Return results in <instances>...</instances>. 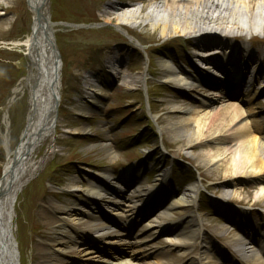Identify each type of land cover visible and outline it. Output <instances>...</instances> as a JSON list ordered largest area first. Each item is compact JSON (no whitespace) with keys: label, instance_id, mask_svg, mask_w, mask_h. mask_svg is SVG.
I'll list each match as a JSON object with an SVG mask.
<instances>
[{"label":"rangeland","instance_id":"rangeland-1","mask_svg":"<svg viewBox=\"0 0 264 264\" xmlns=\"http://www.w3.org/2000/svg\"><path fill=\"white\" fill-rule=\"evenodd\" d=\"M115 1H130L134 5L145 0H48L47 10L55 26V42L62 64L60 102L54 143L46 142L39 150L37 161L44 156L43 164L18 194L14 205L20 264H35L31 258L32 246L39 242L48 244L54 237L53 231L45 225L42 215L45 207L57 208L55 218L64 224L72 212H62L67 201L81 203L88 200L91 205L86 208L94 214L98 212L100 202L83 192L89 185L112 197L119 190L130 196L132 191L140 192L148 186L159 187V176L168 171L170 190L176 189L177 193L202 181L198 207L208 218V226L220 228L223 224L219 219H226L212 201L216 195L212 193L211 180L215 178L201 177V173L208 172L198 167L194 159L198 150H190L161 132L168 123L181 119L180 115L170 113L174 97L186 99L196 97V93L181 95L173 84L164 83L159 61L169 60L176 67L180 65L188 69L192 64H200L192 58L193 53L200 52L204 56L213 54L218 57L226 53L236 64H251L252 57L243 53L245 48L241 44L249 42L253 50L262 52L260 61L254 60L253 64L264 70V33L252 31L249 35L243 33L242 37L236 32L223 34L228 37L226 40L216 33L198 41L179 34L162 38L150 25L124 26L120 28L122 33L114 23L97 19L103 6ZM151 7L145 2L141 15L147 16ZM254 14V9L243 10L239 16ZM31 24L28 0H0V51L6 50V53L0 52V59H5L0 62V179L8 157L20 143L28 114L22 87L27 58L22 54L24 48L17 42L29 35ZM221 45L224 49L219 48ZM111 57L124 58L125 62L106 64ZM116 70L118 77L114 74ZM207 72L218 74L213 70ZM129 77L142 81L131 85ZM255 88L263 89L264 85L257 83ZM87 93L91 94L89 98ZM257 99L252 107L255 122L264 130V94H258ZM190 110L195 112L198 109L191 106ZM111 151L115 156L113 160L108 156ZM137 173L141 181L139 185L135 183ZM72 179L78 188L67 187ZM172 185L179 189L172 188ZM125 202L120 204L122 211L127 208ZM168 204L169 201L164 205ZM220 205L232 209L234 222L230 226L237 227V211L241 207L223 201ZM156 211L153 209L143 214L138 226L148 224ZM254 211L256 215L262 214L259 209ZM112 213L106 211L108 216ZM75 217L82 220L77 214ZM126 225L124 221L118 222L107 230ZM96 237H101L100 243L95 244L100 250L105 247L104 243L116 240ZM152 240V245L168 251L169 257L179 256L167 245L165 235L155 236ZM216 242L225 244L224 239ZM224 247L228 250L227 246ZM226 256L233 262L228 254Z\"/></svg>","mask_w":264,"mask_h":264},{"label":"bare ground","instance_id":"bare-ground-1","mask_svg":"<svg viewBox=\"0 0 264 264\" xmlns=\"http://www.w3.org/2000/svg\"><path fill=\"white\" fill-rule=\"evenodd\" d=\"M158 1H162L163 18L158 16L157 7L153 5ZM205 1L145 0L152 5L145 17L143 15L137 17L134 11L125 12L134 7L130 1H115L106 3L102 8L103 11H100L101 14L97 15V19L114 23L119 29L124 26L132 27V24L138 20L141 23L148 21L155 32L159 31L162 38L179 34L192 37L195 41L209 38L216 33L223 36L224 40L228 38L226 35L234 32L240 33L241 37L243 33L249 35L252 31L264 33V14L260 12L264 9L258 6L260 0H231L235 2L236 8L246 11L255 10L256 14L246 17L239 16L235 12L215 15V12L204 11L202 9L205 8ZM219 2L224 3V0ZM47 3L48 0H28L32 15L31 32L17 42V45L23 47L24 53L30 57H33L40 48L45 53L49 42L55 44V26L51 22ZM241 44H243L242 48H245L242 50L243 53L252 57L251 64H236L235 61H230L226 53L218 57L213 54L204 56L200 52H195L192 56L200 64L195 65L189 61L192 65L188 69L180 65L176 67L169 60L159 61L161 79L164 83L177 87L186 85L183 89L193 90L196 93V97L186 99L174 97L171 101L174 104L170 113L180 115L181 119L168 123L161 132L169 134L171 138L177 139V142L190 150H198L194 159L198 167L205 168L208 172V174L201 173V177L203 175L204 179L215 178L211 180L213 182L211 190L216 195L212 201L220 212L226 215V219H221L222 221L219 219L220 224H223L222 227L208 226V218L199 210L198 196L202 181L193 183L177 193L176 189L170 190L169 172L165 171L157 180L159 187L148 186L140 192L132 191L130 196L119 190L114 197L94 185H89L83 192L100 202L96 214L86 208L87 205H91L88 200L81 203L67 201L62 212L70 210L72 212L69 220L64 224L55 218L57 208L51 205L44 208L42 215L45 225L53 231L54 237L48 244L39 242L32 246L34 252L31 258L35 264H233L226 256L224 245L237 251L236 244L243 237L250 241L249 250L255 249V246L264 247V130L255 122V112L252 108L255 97L264 94V88L257 90L255 88L257 83L264 85V70L262 67L256 68L253 64L254 60L260 61L262 52L253 50L249 42ZM219 48L224 49L222 45ZM124 62V58L111 57L106 64ZM207 70L216 71L218 74H209ZM114 74L115 77L119 76L117 70ZM180 74L200 77L206 85L204 90L232 89L238 92L228 93L223 97L215 95L220 98L215 102L209 99L210 92L206 93L204 90L194 88L192 82L195 81L194 79L190 81L182 79L178 77ZM129 78L131 85H138L142 81L141 78ZM87 94L89 98L91 94ZM202 99L208 101L203 103ZM206 103L210 105L205 106ZM191 106L198 110L192 112ZM42 127L40 114L29 111L20 143L3 167L0 179L1 194L9 183L11 196L18 186H22V191L40 169L44 156L37 161L38 152L46 142L52 145L55 134V129H48L46 125ZM108 156L112 160L115 158L112 151ZM135 181L136 184H141L138 173ZM67 187L78 188L74 179L70 180ZM250 189H253L252 193L249 192ZM19 193L16 195L18 196ZM6 196L0 198V222L5 220L7 223L8 232L16 247L13 264H20L14 226L15 213L12 211L11 215H8L9 202ZM137 199L139 202L136 201ZM124 201L128 205L126 210L122 211L120 204ZM168 201L169 204L164 205ZM222 201L241 207L237 211L239 212L236 218L237 227L230 226L234 222L233 211L228 205L227 208L221 206ZM245 207L247 208L244 209ZM153 209L157 210L152 217L153 220L140 228L138 220ZM256 209L261 210L262 214L256 215L254 211ZM106 211L113 213L108 216ZM76 214L82 217L81 221L75 217ZM158 217L163 218V221H159ZM122 221L127 225L107 230L111 228L110 225L116 226ZM156 221L161 223L162 228L153 223ZM135 229L139 230L138 233L133 232ZM162 234L166 237L167 245L179 256L169 257L168 251L152 245L154 241L152 239ZM96 236H102L103 239L116 238V240L112 243H104L105 247L100 250L96 249L95 244L100 243L101 237ZM217 239H224L225 244L217 243ZM240 261V264H264V254L258 252L257 257L247 256ZM3 263L0 253V264Z\"/></svg>","mask_w":264,"mask_h":264},{"label":"water","instance_id":"water-1","mask_svg":"<svg viewBox=\"0 0 264 264\" xmlns=\"http://www.w3.org/2000/svg\"><path fill=\"white\" fill-rule=\"evenodd\" d=\"M25 56L29 64V71L24 78V87L29 89V111L34 112V114H40L43 122L42 128L46 125L48 129H53L59 102V71L61 66L57 48L54 43L49 42L45 53L40 48L33 57L28 54H25ZM10 186L11 184L9 183L4 193H0V198L3 195H7L9 216L12 213L11 206L16 193L20 190V188H17L15 192H12L11 196ZM0 243L3 264H13L16 257V247L8 232L5 220L0 222Z\"/></svg>","mask_w":264,"mask_h":264},{"label":"trees","instance_id":"trees-1","mask_svg":"<svg viewBox=\"0 0 264 264\" xmlns=\"http://www.w3.org/2000/svg\"><path fill=\"white\" fill-rule=\"evenodd\" d=\"M1 53H6V51L4 50V51H0ZM5 61V59H0V62H4ZM26 64V63H25ZM25 97H26V94H25Z\"/></svg>","mask_w":264,"mask_h":264}]
</instances>
